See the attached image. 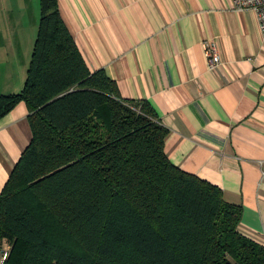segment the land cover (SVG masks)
Returning a JSON list of instances; mask_svg holds the SVG:
<instances>
[{
  "label": "trees",
  "instance_id": "trees-1",
  "mask_svg": "<svg viewBox=\"0 0 264 264\" xmlns=\"http://www.w3.org/2000/svg\"><path fill=\"white\" fill-rule=\"evenodd\" d=\"M20 103L32 137L0 193L4 264H264L239 232L243 208L170 162L151 105L89 70L58 0H40L24 85L0 95V120Z\"/></svg>",
  "mask_w": 264,
  "mask_h": 264
},
{
  "label": "crops",
  "instance_id": "crops-1",
  "mask_svg": "<svg viewBox=\"0 0 264 264\" xmlns=\"http://www.w3.org/2000/svg\"><path fill=\"white\" fill-rule=\"evenodd\" d=\"M38 1V0H37ZM91 72L146 101L169 131L165 153L243 208L239 232L264 246V40L255 13L230 0H58ZM32 0H0V95L21 92ZM222 61L208 70L204 43ZM20 103L0 120V193L31 141Z\"/></svg>",
  "mask_w": 264,
  "mask_h": 264
},
{
  "label": "built area",
  "instance_id": "built-area-1",
  "mask_svg": "<svg viewBox=\"0 0 264 264\" xmlns=\"http://www.w3.org/2000/svg\"><path fill=\"white\" fill-rule=\"evenodd\" d=\"M232 5L240 11L251 10L255 13L259 31L264 40V0H230ZM204 52L208 62V70L215 71L222 61L219 55L218 45L215 41H208L204 43ZM9 247H4L0 252V264H4L8 259Z\"/></svg>",
  "mask_w": 264,
  "mask_h": 264
},
{
  "label": "rangeland",
  "instance_id": "rangeland-1",
  "mask_svg": "<svg viewBox=\"0 0 264 264\" xmlns=\"http://www.w3.org/2000/svg\"><path fill=\"white\" fill-rule=\"evenodd\" d=\"M32 21L34 20V18L37 17V19H40V0H32ZM30 33V37H29V49L30 52H27V56L29 54L30 58H31V54H32V50H33V46H34V42H35V38H36V34H37V28L33 27L31 28V32ZM5 248L8 246H4Z\"/></svg>",
  "mask_w": 264,
  "mask_h": 264
}]
</instances>
